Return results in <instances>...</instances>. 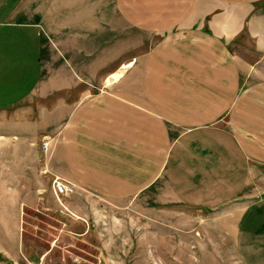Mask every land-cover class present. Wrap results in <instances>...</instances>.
Returning a JSON list of instances; mask_svg holds the SVG:
<instances>
[{
  "label": "crops",
  "instance_id": "0c3cea01",
  "mask_svg": "<svg viewBox=\"0 0 264 264\" xmlns=\"http://www.w3.org/2000/svg\"><path fill=\"white\" fill-rule=\"evenodd\" d=\"M13 1L0 26L37 30L27 55L0 51L24 75L0 99V126L19 129L0 132V175L72 188L81 221L94 200L177 233L219 224L243 264H264V0H31L24 20Z\"/></svg>",
  "mask_w": 264,
  "mask_h": 264
},
{
  "label": "rangeland",
  "instance_id": "374dc122",
  "mask_svg": "<svg viewBox=\"0 0 264 264\" xmlns=\"http://www.w3.org/2000/svg\"><path fill=\"white\" fill-rule=\"evenodd\" d=\"M5 1V8L0 11V16H7L11 10L17 8L13 0ZM30 1L23 0L21 11L16 13L18 20H24L30 14L33 16L31 10L33 5ZM24 5L27 6L25 15ZM5 19L2 18L1 21ZM23 27L17 24L0 26L1 53H6L3 48L5 47L15 50L16 53L26 52L27 55V50H30L31 46L27 40L23 41V38L26 34L33 36L37 29ZM20 36L22 39L16 42ZM4 57L0 58V74L10 81L3 84L0 79V88L2 87L0 99L11 95L14 80L24 76L17 74V65L14 64L13 68L8 64L9 61L2 62ZM35 64L36 57L33 55V66ZM26 81H29V76L22 85ZM24 90L22 87L21 91ZM7 128L9 129L0 126V132L14 133L19 130L14 125H7ZM27 130L28 128L22 129L25 132ZM16 170L0 175V192L15 193L14 200L0 197V264H36L38 260L36 252H43L47 248L49 249L46 253L47 264H76L73 258L85 264H92L96 255L101 260L100 264H243L237 253L234 237L222 230L219 224L197 231L198 233L188 231L177 233L147 224L141 219L137 208L134 206L130 208V204L126 202L112 201L113 204H117L116 209L119 211L117 212L110 201L101 202L99 205L100 202L94 200L89 202L96 204L97 208L87 209V215L85 218L81 217L84 219L81 221L68 210L70 208L74 210L72 213L75 215L78 213L80 216L79 213L85 212L84 209L73 204L67 205L66 197L62 196L63 191L57 189L56 185L52 190L51 184L45 180L35 181L32 186L29 176H25L28 180L27 178L19 180L18 173L12 175ZM29 188L33 191V207L29 205L32 201L26 198L29 197ZM40 188L47 190L43 191ZM64 189L66 191V187ZM19 195H22L21 200L23 199L25 203H21L17 198ZM83 201L88 205V200ZM17 205L20 213L18 229L12 222V215L8 213ZM81 223H88L90 226L85 236L77 235L83 228ZM55 231L56 237L53 234ZM60 232L64 234L60 235ZM66 240L68 243H65ZM17 245L18 249L21 246V252L18 250V255L15 256ZM63 253L69 254L68 258L64 257Z\"/></svg>",
  "mask_w": 264,
  "mask_h": 264
},
{
  "label": "built area",
  "instance_id": "2783aa9c",
  "mask_svg": "<svg viewBox=\"0 0 264 264\" xmlns=\"http://www.w3.org/2000/svg\"><path fill=\"white\" fill-rule=\"evenodd\" d=\"M41 146H42V148L45 150V149H46V142H45V141H42V142H41ZM56 187H57V189H59L60 191H64V190H65V189H64L65 186H61V185H59L58 183L56 184ZM67 190L70 191V190H71L70 187H66V191H67Z\"/></svg>",
  "mask_w": 264,
  "mask_h": 264
}]
</instances>
